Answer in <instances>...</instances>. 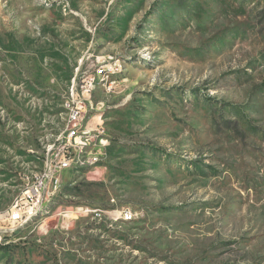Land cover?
I'll list each match as a JSON object with an SVG mask.
<instances>
[{
  "label": "rangeland",
  "instance_id": "rangeland-1",
  "mask_svg": "<svg viewBox=\"0 0 264 264\" xmlns=\"http://www.w3.org/2000/svg\"><path fill=\"white\" fill-rule=\"evenodd\" d=\"M113 57L97 167L43 180L76 66ZM0 264H264V0H0Z\"/></svg>",
  "mask_w": 264,
  "mask_h": 264
},
{
  "label": "built area",
  "instance_id": "built-area-1",
  "mask_svg": "<svg viewBox=\"0 0 264 264\" xmlns=\"http://www.w3.org/2000/svg\"><path fill=\"white\" fill-rule=\"evenodd\" d=\"M117 58L102 59L96 62L90 69H82L79 63L70 80V86L66 87L61 100V114L67 115L66 124L62 128L56 139L47 145L43 155V180L52 179L56 171L70 168L72 164L82 166H92L99 160L100 152L93 150V154L77 155V148L84 144L85 138H92L93 133L89 128H82V119H87L88 113L94 108L92 95L94 93V79L97 72H104L106 68L115 67ZM113 82L108 83V88ZM96 144V143H95ZM100 146L106 143L101 138ZM25 193L34 195L40 194L41 182L33 183ZM121 216L125 220L134 218L130 209L121 211Z\"/></svg>",
  "mask_w": 264,
  "mask_h": 264
},
{
  "label": "crops",
  "instance_id": "crops-1",
  "mask_svg": "<svg viewBox=\"0 0 264 264\" xmlns=\"http://www.w3.org/2000/svg\"><path fill=\"white\" fill-rule=\"evenodd\" d=\"M86 125H87V127L89 128V129H91V131H92V133L95 135L96 134V132L94 131V129L95 130H97V125L95 124V123H93V122H91V120H89V121H87V123H86ZM96 143V142H95ZM94 149L95 150H98V152H101V150H102V147L99 145V144H95L94 145ZM93 153H95V152H91L90 154H93ZM99 159H100V155H99ZM99 161V160H98ZM98 161H97V163H98ZM78 168V167H84V168H92V167H97L96 166V163L94 164V165H92V166H89V167H86V166H82V165H78V164H72V166L70 167V168H67V169H65V170H73V168ZM93 169V168H92ZM100 212V211H99ZM97 216H99L100 215V213H95Z\"/></svg>",
  "mask_w": 264,
  "mask_h": 264
},
{
  "label": "bare ground",
  "instance_id": "bare-ground-1",
  "mask_svg": "<svg viewBox=\"0 0 264 264\" xmlns=\"http://www.w3.org/2000/svg\"><path fill=\"white\" fill-rule=\"evenodd\" d=\"M82 147V146H81Z\"/></svg>",
  "mask_w": 264,
  "mask_h": 264
}]
</instances>
